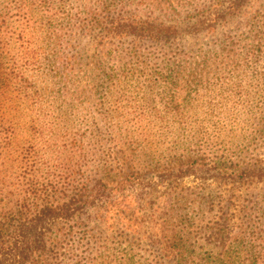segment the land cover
Returning <instances> with one entry per match:
<instances>
[{
    "label": "trees",
    "instance_id": "obj_1",
    "mask_svg": "<svg viewBox=\"0 0 264 264\" xmlns=\"http://www.w3.org/2000/svg\"><path fill=\"white\" fill-rule=\"evenodd\" d=\"M232 58L264 76V0L0 1V264H149L133 256L141 245L155 264H233L224 218L206 240L219 249L214 258L191 249L185 233L186 217L212 213L224 194L204 188L192 201L167 196L157 208L143 207V197L122 194L135 185L145 193L137 170L119 155L117 168L93 163L82 141L59 128L69 95L92 75L109 83L153 69L190 88ZM14 94L31 104L21 107ZM257 132L264 136V115ZM184 159L192 163H170L160 183L196 173L226 180L246 192L250 224L264 169ZM225 198L230 208L240 196L230 189ZM246 253L255 264L263 259L253 247Z\"/></svg>",
    "mask_w": 264,
    "mask_h": 264
},
{
    "label": "rangeland",
    "instance_id": "obj_2",
    "mask_svg": "<svg viewBox=\"0 0 264 264\" xmlns=\"http://www.w3.org/2000/svg\"><path fill=\"white\" fill-rule=\"evenodd\" d=\"M40 16L43 20L46 17L44 13ZM77 45L82 44L78 41ZM156 56L157 63H161L163 56ZM236 64L232 58L225 60L223 67L215 65L208 75L197 76L200 83L190 88L180 84L175 75L151 72L153 69L126 72L119 81L109 83L98 82L99 78L92 75L88 78L92 81L69 95L70 110L59 128L82 141L85 154L93 163L103 159L110 168H117L115 158L119 155L123 166L137 170L141 181L148 182L145 193H140L142 186L135 185L122 194L127 198L143 197V207L157 208L167 196H184V200L192 201L204 188L217 189L224 194L221 205L212 213L186 217L185 233L192 238L190 248L210 258L217 256L219 249L206 240L220 230L224 218L230 230L228 250H233V264H255L246 253L250 247L263 257L258 264H264V179L253 186L259 193L261 207L250 217V224V214L243 210L246 192L226 180L196 173L172 180L168 186L158 179L161 170L172 162L177 167L180 162L190 165L192 161L184 159L187 156L201 158L198 162L212 169L219 160L231 167L242 168L247 163L264 169V136L257 132L264 115V76L247 73ZM31 68L28 67L30 71ZM20 97L13 95L21 107L31 104ZM153 184L157 185L156 190ZM230 189L240 198L225 208V194ZM126 245L122 244V248ZM138 248L133 252L135 260L143 258L155 264L157 259L149 256L145 246Z\"/></svg>",
    "mask_w": 264,
    "mask_h": 264
}]
</instances>
